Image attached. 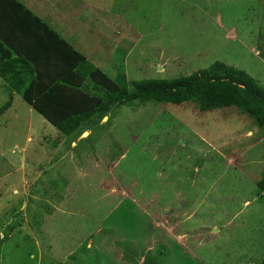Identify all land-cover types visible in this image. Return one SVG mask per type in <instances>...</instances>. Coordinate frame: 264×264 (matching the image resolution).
<instances>
[{
  "label": "rangeland",
  "instance_id": "obj_1",
  "mask_svg": "<svg viewBox=\"0 0 264 264\" xmlns=\"http://www.w3.org/2000/svg\"><path fill=\"white\" fill-rule=\"evenodd\" d=\"M90 1L100 27L84 4L67 14L70 32L86 33L91 62L110 78L124 56L128 82L174 80L219 62L264 86V0ZM83 128L63 137L20 98L0 115V264L264 258L256 187L264 137L249 117L146 103L114 107Z\"/></svg>",
  "mask_w": 264,
  "mask_h": 264
},
{
  "label": "trees",
  "instance_id": "obj_2",
  "mask_svg": "<svg viewBox=\"0 0 264 264\" xmlns=\"http://www.w3.org/2000/svg\"><path fill=\"white\" fill-rule=\"evenodd\" d=\"M26 14L29 15L27 11ZM32 19L41 33L35 35L34 41V46L38 47L33 59L35 70L41 72V67L38 69L35 65L38 61L41 65L40 59L48 66V56L58 49L61 58H64V72L58 77L51 76V81L45 82L37 71L36 79L25 84L20 74L8 76L4 67H0V79L61 136L80 135L84 130L83 125L91 122L94 117L103 119L114 107H133L146 103L179 106L192 102L202 112L234 108L256 124L259 129L256 133L258 138L264 137V86L243 71L215 62L208 70L174 80L128 82L122 56L120 73L110 78L79 49L51 31L46 23L34 17ZM40 36L51 40L43 43L38 39ZM116 56H120V52ZM34 67L29 66L28 70L33 72ZM12 69L18 68L14 65ZM11 100L9 98L8 102L0 106V115L9 109ZM256 187L263 198L264 170ZM259 264H264V258Z\"/></svg>",
  "mask_w": 264,
  "mask_h": 264
},
{
  "label": "crops",
  "instance_id": "obj_3",
  "mask_svg": "<svg viewBox=\"0 0 264 264\" xmlns=\"http://www.w3.org/2000/svg\"><path fill=\"white\" fill-rule=\"evenodd\" d=\"M73 1L76 3L73 4L69 0H59L58 4L53 6L48 0H0V67H4L6 75L12 76L15 73L18 75L20 74L21 81L25 82V84L33 81L34 78L36 79L38 70H35L33 59H35V50L38 47L34 46V41L36 40L35 35L41 33H39L40 30L34 25L33 17L46 23L51 31H54L62 40L72 45L75 49H79L91 62L94 51L92 52V50H90L91 47L86 40L87 35L83 33V35L79 34V36H76L70 32L77 30V28L67 19V14L70 13L74 7L81 8L84 4L89 7H95V5H93L90 0ZM86 2L88 4H86ZM59 3L63 4V6H58ZM51 8L52 10L50 11ZM25 10L29 15L31 14V17L26 14ZM41 11L43 12L41 13ZM92 12H94L93 15L96 18L97 27H100L101 19L97 15L99 8L95 7ZM77 13L79 18L74 14V21L80 24L79 28H83L86 26L84 16L83 14L80 16L79 11ZM91 17L86 15L88 21H90ZM99 33L100 29L98 34ZM38 39L43 43H47L51 40L49 37L45 38L41 36ZM70 41L72 43H70ZM119 52L120 49L117 46L114 51V56ZM60 53V50L55 49V52L48 56V66H45V61L41 59V65H39V61L35 64L38 69L41 67V72L38 71V73H41L43 81H51V76L58 77L64 72V58H61ZM20 61H22V63H20ZM91 63L95 66L94 62ZM12 64L18 69H12L14 66H12ZM29 66L34 67V73L31 69V71L28 70ZM46 76L49 77L46 78ZM76 83H78V81ZM6 93L8 98H11L12 101L13 98L21 99L19 94L10 89L9 86L0 79V98L6 97Z\"/></svg>",
  "mask_w": 264,
  "mask_h": 264
}]
</instances>
